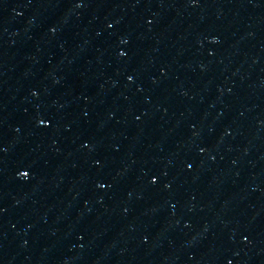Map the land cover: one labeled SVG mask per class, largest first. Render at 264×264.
I'll list each match as a JSON object with an SVG mask.
<instances>
[{"label":"water","instance_id":"1","mask_svg":"<svg viewBox=\"0 0 264 264\" xmlns=\"http://www.w3.org/2000/svg\"><path fill=\"white\" fill-rule=\"evenodd\" d=\"M0 264H264V0H0Z\"/></svg>","mask_w":264,"mask_h":264}]
</instances>
